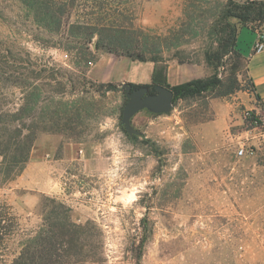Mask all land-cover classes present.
<instances>
[{
    "label": "rangeland",
    "instance_id": "rangeland-1",
    "mask_svg": "<svg viewBox=\"0 0 264 264\" xmlns=\"http://www.w3.org/2000/svg\"><path fill=\"white\" fill-rule=\"evenodd\" d=\"M226 6V0L135 1V37L141 46L147 42V58L168 63L182 83L215 78L230 86L238 79L248 87L247 59L229 48L225 55L217 42L222 36L214 28H241L236 18H223ZM0 13L2 39L48 64L50 76L63 82L62 98L74 116L73 123L59 124L60 133L38 135L21 185V176L7 183L0 178V207L8 221L0 264L19 257L52 200L69 210L73 223H90L96 234L70 264H264V197H253L252 188L256 160L264 155L237 157L239 139L252 128L247 112L255 116L256 110L240 106L210 143L211 100L230 99L220 96L218 86L179 100L169 114L140 112L131 121L138 134L131 136L123 124L125 90L89 74L105 50L71 35L66 25L61 35L39 29L18 0H0ZM254 27L264 32V24ZM248 34L242 45L247 52ZM13 91L21 103L22 90Z\"/></svg>",
    "mask_w": 264,
    "mask_h": 264
},
{
    "label": "trees",
    "instance_id": "trees-1",
    "mask_svg": "<svg viewBox=\"0 0 264 264\" xmlns=\"http://www.w3.org/2000/svg\"><path fill=\"white\" fill-rule=\"evenodd\" d=\"M18 1L29 16H32L38 28L50 34L61 35L63 29L68 27L71 35L83 36L90 44L94 42L96 51L105 50L134 61L155 63L152 84H130L132 90L147 87L149 94H156V87L168 88L174 93V104L179 100L200 96L218 86L221 87V97L231 96L239 91H254L250 80L248 87H244L238 79L230 86L221 85L217 79L212 78L193 80L172 87L168 80V65L158 57L147 58L149 54L152 55L146 51L147 42L141 46L135 37L134 22L138 18L132 4L138 0ZM226 1L223 18H236L241 28L239 31L232 26L221 31L214 28L216 34L222 36L217 41L219 49L225 50V55L230 49L247 59L253 48L254 37L259 34L254 25L264 24V3L259 0L242 3L237 0ZM75 11L78 14L77 20L72 23L70 20ZM244 32L249 33L252 38L248 52L242 46L248 45ZM224 43L227 48H224ZM209 55L207 54V60L211 65ZM39 61L42 59L34 58L30 51L0 36V178L4 183L15 181L21 176L41 132L60 133V123L74 122L73 109L62 98L63 82L54 74L50 76L48 64ZM48 81L51 83H47ZM110 87L117 89L112 84ZM49 88L51 91H48ZM14 89L22 90L21 103L14 99ZM48 93L51 94L49 98L46 97ZM51 203L53 207L50 210H47L48 205L44 206V224L36 234L23 240L22 251L13 264H70L68 259L74 254H85L90 240L96 235L90 229L91 224L73 223L69 210L63 204L56 200ZM3 208L5 207H0V244L7 239L5 224L8 221ZM12 226L14 231L20 229L16 218L13 219Z\"/></svg>",
    "mask_w": 264,
    "mask_h": 264
},
{
    "label": "crops",
    "instance_id": "crops-1",
    "mask_svg": "<svg viewBox=\"0 0 264 264\" xmlns=\"http://www.w3.org/2000/svg\"><path fill=\"white\" fill-rule=\"evenodd\" d=\"M146 9L149 10V6ZM257 36L258 34L255 35L253 44H255ZM166 64L168 65V63ZM172 68L168 65V80L173 87L182 82L176 78V73ZM154 69L155 63L153 62L134 61L124 56L103 52L100 53L93 67L90 68L89 74L93 80L99 83L112 84L123 89L122 87L125 84H152ZM246 71L249 80L253 84V92L241 91L231 95L230 99L211 100L215 120L206 125V131L210 132L208 134L210 143L217 141V136H219L217 132L221 133L223 131V128L232 119V115L238 112L240 106L250 107L252 110H256L257 113L264 112V52L254 53L253 48L250 50L247 56ZM263 151L264 147L260 151L261 155H264ZM255 166V174L252 176V183L254 184V187H252L254 188L253 197L262 198L264 197V159L256 160ZM21 178L23 179V175L19 178L17 184H22Z\"/></svg>",
    "mask_w": 264,
    "mask_h": 264
},
{
    "label": "water",
    "instance_id": "water-1",
    "mask_svg": "<svg viewBox=\"0 0 264 264\" xmlns=\"http://www.w3.org/2000/svg\"><path fill=\"white\" fill-rule=\"evenodd\" d=\"M125 90L127 103L123 110V124L129 135H137L138 131L133 129L131 121L141 111L148 110L155 114H169L174 108V93L171 89L156 87V94H149V89L143 87L132 90L130 84L122 87Z\"/></svg>",
    "mask_w": 264,
    "mask_h": 264
},
{
    "label": "built area",
    "instance_id": "built-area-1",
    "mask_svg": "<svg viewBox=\"0 0 264 264\" xmlns=\"http://www.w3.org/2000/svg\"><path fill=\"white\" fill-rule=\"evenodd\" d=\"M253 52H264V32L258 34ZM251 114L247 112L248 118L253 117L252 128L246 131V137L240 138L237 144V157L240 159L256 156L264 147V120L259 113L255 116Z\"/></svg>",
    "mask_w": 264,
    "mask_h": 264
}]
</instances>
